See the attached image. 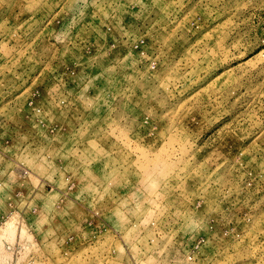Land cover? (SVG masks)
I'll return each instance as SVG.
<instances>
[{"label":"rangeland","instance_id":"374dc122","mask_svg":"<svg viewBox=\"0 0 264 264\" xmlns=\"http://www.w3.org/2000/svg\"><path fill=\"white\" fill-rule=\"evenodd\" d=\"M0 264H264V0H0Z\"/></svg>","mask_w":264,"mask_h":264}]
</instances>
